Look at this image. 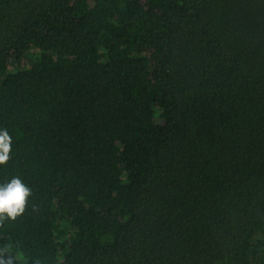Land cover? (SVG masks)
Here are the masks:
<instances>
[{"label":"trees","instance_id":"trees-1","mask_svg":"<svg viewBox=\"0 0 264 264\" xmlns=\"http://www.w3.org/2000/svg\"><path fill=\"white\" fill-rule=\"evenodd\" d=\"M5 128L16 264H264V0H0Z\"/></svg>","mask_w":264,"mask_h":264},{"label":"clouds","instance_id":"clouds-1","mask_svg":"<svg viewBox=\"0 0 264 264\" xmlns=\"http://www.w3.org/2000/svg\"><path fill=\"white\" fill-rule=\"evenodd\" d=\"M12 142L8 130L0 129V166L7 165L11 160ZM31 196L32 189L20 177L0 184V226L5 220L15 221L24 215ZM17 260L18 256L12 254L11 246L0 249V264H16Z\"/></svg>","mask_w":264,"mask_h":264}]
</instances>
